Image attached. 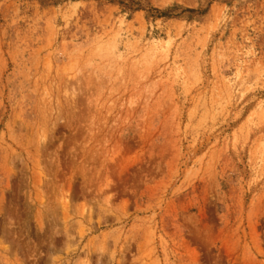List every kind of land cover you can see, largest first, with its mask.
I'll list each match as a JSON object with an SVG mask.
<instances>
[{
	"label": "rangeland",
	"instance_id": "1",
	"mask_svg": "<svg viewBox=\"0 0 264 264\" xmlns=\"http://www.w3.org/2000/svg\"><path fill=\"white\" fill-rule=\"evenodd\" d=\"M0 264H264V0H0Z\"/></svg>",
	"mask_w": 264,
	"mask_h": 264
},
{
	"label": "bare ground",
	"instance_id": "2",
	"mask_svg": "<svg viewBox=\"0 0 264 264\" xmlns=\"http://www.w3.org/2000/svg\"><path fill=\"white\" fill-rule=\"evenodd\" d=\"M62 204H63V206H64L65 202H63Z\"/></svg>",
	"mask_w": 264,
	"mask_h": 264
}]
</instances>
